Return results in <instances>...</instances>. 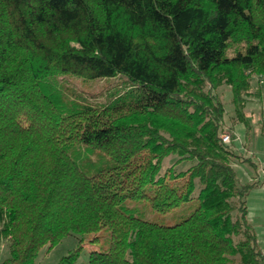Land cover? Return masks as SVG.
Masks as SVG:
<instances>
[{"label":"trees","instance_id":"16d2710c","mask_svg":"<svg viewBox=\"0 0 264 264\" xmlns=\"http://www.w3.org/2000/svg\"><path fill=\"white\" fill-rule=\"evenodd\" d=\"M119 76L99 105L66 87ZM254 77L264 0H0L1 264H35L73 234L58 264H264L247 205L259 181L234 168L258 165L234 150L219 94L230 87L249 139ZM86 149L89 172L72 155Z\"/></svg>","mask_w":264,"mask_h":264},{"label":"rangeland","instance_id":"374dc122","mask_svg":"<svg viewBox=\"0 0 264 264\" xmlns=\"http://www.w3.org/2000/svg\"><path fill=\"white\" fill-rule=\"evenodd\" d=\"M66 80L69 82L66 87H69L71 91L74 90L86 101L95 105L107 102L110 96L127 87V80L122 76L97 81H84L75 77H67ZM252 87V91L254 92L257 89L261 90L262 98L251 97L246 108V114L251 123L249 139L247 138V127L245 124L236 120L230 87L227 85L223 86L219 94L226 104L225 130L231 133L234 150L241 159H251L258 165V168L254 169L248 164H242L240 163L241 161H238L234 164V168L240 185H245L254 180L259 181V186L252 190L247 198L248 219L255 229L257 236L264 242V136L261 134V127L264 125V77H254ZM72 155L79 166L84 168L86 172L95 168L97 162L96 154H93L91 151L87 149L86 152L75 151ZM172 158L170 157L164 161V167L172 163ZM186 166H180L178 169L185 170ZM157 221L165 225L175 223L173 218L157 219ZM2 226L3 224L0 221V230ZM80 239V236L73 234L65 238L51 251H48V248H44L40 252L35 264H58L62 258L77 250ZM108 245L109 237L107 234L97 244H92L89 240H86L82 246L79 263H87L91 252L106 251ZM10 252V240L0 237V264L10 257Z\"/></svg>","mask_w":264,"mask_h":264},{"label":"crops","instance_id":"0c3cea01","mask_svg":"<svg viewBox=\"0 0 264 264\" xmlns=\"http://www.w3.org/2000/svg\"><path fill=\"white\" fill-rule=\"evenodd\" d=\"M263 243H264V242H262V239H261V238H259V236H258V244H259V246H260V249L262 250V252H263V254H264V247H263Z\"/></svg>","mask_w":264,"mask_h":264},{"label":"built area","instance_id":"2783aa9c","mask_svg":"<svg viewBox=\"0 0 264 264\" xmlns=\"http://www.w3.org/2000/svg\"><path fill=\"white\" fill-rule=\"evenodd\" d=\"M229 140H230L229 136H225L224 139H223V141H224L225 143L229 142Z\"/></svg>","mask_w":264,"mask_h":264}]
</instances>
